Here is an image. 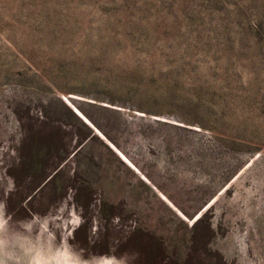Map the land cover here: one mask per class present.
Masks as SVG:
<instances>
[{"label":"rangeland","instance_id":"obj_1","mask_svg":"<svg viewBox=\"0 0 264 264\" xmlns=\"http://www.w3.org/2000/svg\"><path fill=\"white\" fill-rule=\"evenodd\" d=\"M0 264H264V0H0Z\"/></svg>","mask_w":264,"mask_h":264},{"label":"trees","instance_id":"obj_2","mask_svg":"<svg viewBox=\"0 0 264 264\" xmlns=\"http://www.w3.org/2000/svg\"><path fill=\"white\" fill-rule=\"evenodd\" d=\"M66 108H67V110H68L72 115L75 114V116H76V113H75L74 111H72V110H71L70 108H68V107H66ZM79 110H80L82 113H84V114L86 113L85 110H84L83 108H81V107H79ZM111 110H113V111L116 112V113L119 112L118 109H116V108H112V107H111ZM80 124H81L82 126H85L86 129H87V131H85L84 133H81L80 136L76 135L75 138L78 137V138L76 139V143H77V144L82 143V145H83V144L85 143V141L88 140V139L91 137V132H90V130L88 131V127H87V125H86L85 122H83V121L81 120V121H80ZM79 148H81V146H80ZM77 173H78V172H76V174H75V172L73 171L71 182L74 183L76 180H77V181H78V180H82V182L84 181L83 186L85 187L86 194L89 196L90 193H92V188L90 187V185H89L87 179H85V177H83V176L80 177V174L78 173V175H77ZM77 184H78V186L74 188V193H73V194H77V192H79V184H80V181H78ZM80 185H81V184H80ZM74 196H75V195H74ZM88 196H87V200H88ZM85 201H86V200H85ZM104 209H106L107 211L101 210L100 213H101L102 215H104V216H109V215L111 214V213H110L111 208L108 207V206H106V207H104ZM202 219H203L202 215H199L195 220L192 221V223H191V225H190V228H189L190 235H191L190 239H191V238H195V237H196L197 239H199V237L196 235L195 230H197V224H198V222H199V221H202ZM196 246H197V245H196ZM162 252H163L162 249L159 250V251H157V254H156L155 257L152 259V261H154V263H155V261L160 257V255L163 254ZM140 253H141V256H143L144 252H143V251H142V252L140 251Z\"/></svg>","mask_w":264,"mask_h":264}]
</instances>
